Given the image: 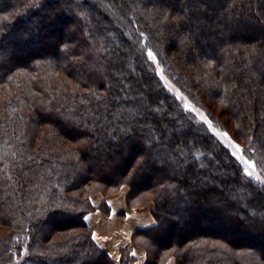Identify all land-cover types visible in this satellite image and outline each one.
Here are the masks:
<instances>
[{
  "label": "trees",
  "instance_id": "1",
  "mask_svg": "<svg viewBox=\"0 0 264 264\" xmlns=\"http://www.w3.org/2000/svg\"><path fill=\"white\" fill-rule=\"evenodd\" d=\"M193 3L0 0V264H117L85 220L95 208L91 195L72 192L92 181L128 182L132 204L154 191L156 223L135 232L119 264L135 259L134 245L146 250L144 264L173 255L177 264H264V185L241 179L242 167L224 155L230 149L173 100L160 73L191 100L199 102L197 88L222 101L264 171V0ZM149 49L155 63L145 59ZM22 73L34 77L30 86ZM125 84L132 99L115 101ZM166 113L181 115L186 128L174 131L179 123L170 124ZM189 115L196 116L190 125ZM38 122L76 148L34 147L24 129ZM188 128L193 134L183 137ZM181 138L198 141L182 149L183 163L176 154Z\"/></svg>",
  "mask_w": 264,
  "mask_h": 264
},
{
  "label": "rangeland",
  "instance_id": "2",
  "mask_svg": "<svg viewBox=\"0 0 264 264\" xmlns=\"http://www.w3.org/2000/svg\"><path fill=\"white\" fill-rule=\"evenodd\" d=\"M180 66L182 68V71L185 72L184 74L188 75L190 80L193 81L195 79V77L192 76L191 70L186 68V67H183V65H181V63H180ZM24 73H22V74H24ZM160 73L163 75V79H164V82L167 85V87L175 95L177 93H179V95H181L185 98L184 100H182L183 104H188V105L192 106L193 108H195L197 110L196 114L202 120H203V117H207V119H209L212 122V128H210V129L213 133L214 132L227 133V138H225L224 136H220L219 139L230 149V151H233V152L236 151L235 148L230 147V141L232 143H234L235 145H238L240 149L245 150L243 138L237 131V125L226 114V110H224L226 107L222 101L213 100V99H211L212 100L211 101L210 98H208V96L205 93L199 92V90L197 88L192 89V90L194 92L195 97L199 100V102H197L195 99L191 100V98H189V96L186 93H184V91L181 89V87L177 83H175L172 79H169L163 73L162 68L160 69ZM59 76L63 77V75H61V74H59ZM24 77L27 78V84H29V86H30L32 75L31 74H29V75L24 74ZM32 78H34V77H32ZM64 80L66 81L65 86H67L69 88L72 84L68 80H66V78H64ZM0 100H1V98H0ZM207 108L211 112H213L221 121H223L224 125L217 123V122L215 123L213 121V119L211 118L209 112L207 111ZM24 132H25L26 138L27 137L33 138L34 147L42 145L43 143H44V145H48V146L49 145L51 146L52 143H55V145H58L61 148V151L68 152V151H72L76 148V144L74 142H71V141L65 139L62 135H57L52 130V127L49 126L48 124H45V123L38 122L36 124H34V123L30 124L29 127H26V129H24ZM6 147L13 149V150H16L15 145L11 146L10 144H7ZM238 155H241V153H238ZM243 156L245 159H248L252 164L255 165V172H254V176H253V179H255V175L260 174L263 170L260 168V165L255 160V158H253L250 155V153L246 152V150L244 151ZM8 164L9 163L6 162L5 166H8ZM251 170L252 169H250V171ZM261 179H264V176H262ZM124 187L125 188L127 187L129 189V192L131 191V186L128 182H125V183L119 185L118 187H113V186L103 187L101 183L92 181V182H89L87 184L86 183L81 184L80 187L73 190L72 192L75 193L76 195L80 196L81 198H85V197H87V195H92L94 193H102L103 195H114V194H117L119 191H121ZM129 192H128L127 197H126V202H127L128 206L140 207V206L153 205L154 204V196H153L154 191H152V190H146L145 192H143V194L135 197L138 201L141 202L140 204L130 203ZM82 207H84V206H82ZM0 231H1L0 235H2V233L6 232V230H4L3 228H0ZM65 234H66V232H64V231L63 232H58V231L56 232V235H59V236L60 235L63 236ZM24 243H26V242H24ZM25 246H26V244H25ZM26 254H27V247H23V249L21 251V257H19L20 259L19 258L18 259L19 260L23 259ZM170 258H174L175 264H177L176 257L174 255L170 256L166 262H168L170 260ZM28 264H30V263H28Z\"/></svg>",
  "mask_w": 264,
  "mask_h": 264
},
{
  "label": "crops",
  "instance_id": "3",
  "mask_svg": "<svg viewBox=\"0 0 264 264\" xmlns=\"http://www.w3.org/2000/svg\"><path fill=\"white\" fill-rule=\"evenodd\" d=\"M128 192L129 189L124 187L114 195L92 194L90 198L95 208L85 215L92 235L95 234V241L117 264L122 258V247L132 242L135 232L156 223L152 213L153 205L128 206ZM133 251L136 253L135 259L129 264H144L147 258L146 250L134 245ZM166 264H175V259L170 258Z\"/></svg>",
  "mask_w": 264,
  "mask_h": 264
},
{
  "label": "snow or ice",
  "instance_id": "4",
  "mask_svg": "<svg viewBox=\"0 0 264 264\" xmlns=\"http://www.w3.org/2000/svg\"><path fill=\"white\" fill-rule=\"evenodd\" d=\"M85 4H87V0H85ZM192 7H195V0L194 3L192 5ZM166 18V17H165ZM141 36H143V33H140ZM145 59L147 61L153 62L155 63L157 61V56L153 53V51L151 49H149L146 53V57ZM161 79H163V77L161 76ZM130 85L125 84L124 87L121 89V91L125 92V95L123 97H121L119 94H117L114 97L115 101H120V100H127V99H132V97L127 95V90L130 89ZM147 87V85L145 86ZM142 98L140 100V107H145L146 106V100L145 98H143V94H139ZM176 99L179 100H184L185 98L181 95H179V93H177L174 97L173 100L175 101ZM155 103L157 104V108L156 111H159L160 108L164 105V101L163 100H159V101H155ZM175 107H180V105H174ZM183 109L185 111H187L188 113H194L197 110L195 108H193L192 106L188 105V104H184L183 105ZM122 110V109H121ZM166 115L168 116V120L169 123L172 125H176L177 123H179V127L175 128L174 131L180 132L182 130H184L186 128V123L183 119H181V115H171L170 113H166ZM196 119L195 115H189L187 117V124L190 125L192 124V122ZM138 122H142L141 120H138ZM203 123L207 124L208 128H212V122L207 119V117H203ZM153 131H155V129H153ZM162 131L167 134L169 132V127L168 124H164L162 125ZM201 132V129L199 127L195 128L194 133L195 135H199ZM193 134V129L192 128H188L187 131H183V137H187L189 135ZM220 136H224L225 138H227V133H222V132H214L213 134V139L216 140V143H219V140L216 138H219ZM159 139V137L157 138ZM205 139H208V137H205ZM196 143H198V141H189L186 140L184 138H181L179 143L176 145V154L178 157L181 158V163H183V156H184V152L182 151L183 148L187 147L189 148V150L191 151L192 148L196 147ZM230 147L235 148L236 151H225L224 155L225 157H227V159L229 160H234L236 163L233 165L234 167H242V176L241 179L243 180L245 177H247L249 179V181H251V178H253L254 176V172H255V165L252 164L248 159H245L243 156V153L245 150H242L239 148L238 145H235L234 143H232L230 141ZM197 151H199V149H197ZM238 153H241V155H238ZM200 156H205L204 152H200ZM200 156H197L196 159H199ZM207 158V157H205ZM212 159L215 160L216 166L217 168H219L220 166V161L218 159H216L215 157H213ZM211 162V161H210ZM204 168V165L201 164L200 165V169L202 170ZM250 169H252L250 171ZM225 175H227V173H225ZM264 176V171H262L260 174L255 175V181L261 185H264V179H261V177ZM95 234H93V239H95ZM132 255L135 256L136 253L133 251Z\"/></svg>",
  "mask_w": 264,
  "mask_h": 264
}]
</instances>
